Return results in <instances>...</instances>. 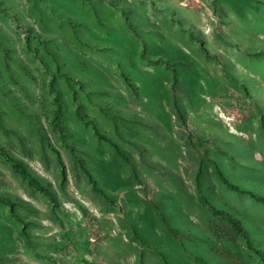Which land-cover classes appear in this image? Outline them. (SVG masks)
I'll return each mask as SVG.
<instances>
[{
	"label": "rangeland",
	"instance_id": "374dc122",
	"mask_svg": "<svg viewBox=\"0 0 264 264\" xmlns=\"http://www.w3.org/2000/svg\"><path fill=\"white\" fill-rule=\"evenodd\" d=\"M217 151L241 183L264 163V0H0V192L33 207L18 226L0 206V264H260L199 200L201 170L264 231L220 193Z\"/></svg>",
	"mask_w": 264,
	"mask_h": 264
},
{
	"label": "trees",
	"instance_id": "16d2710c",
	"mask_svg": "<svg viewBox=\"0 0 264 264\" xmlns=\"http://www.w3.org/2000/svg\"><path fill=\"white\" fill-rule=\"evenodd\" d=\"M68 80H70V78ZM126 80L130 82L131 87L135 88L134 87L135 85H133L129 79ZM69 82H70V86H73V83H71V81ZM98 92L99 94L102 95H108V92L104 90H98ZM86 97L87 99H90V96L88 94L86 95ZM73 98H75L74 95ZM91 101L92 103H94L93 100ZM74 105H75V117H77L80 121L84 122L85 124H92L95 134L98 135L99 138L106 140L109 146L114 150V153L118 157H120L123 161H125L128 164V166L131 167V171L133 172L134 167L132 166L129 157L124 153V151L119 147V145L109 137L99 133L98 127L96 126L94 121L89 117H86L81 112V103L78 102L77 99L74 100ZM96 105L102 106L103 103L100 102ZM179 111H181V109H179ZM179 116L181 120H184V118L182 117V111L179 112ZM56 118H57L56 119L57 122V120L60 118V116H58V113L56 115ZM182 123L185 122L182 121ZM55 126L57 129H60L61 132H63L61 123H56ZM222 156H227L228 158H230V155L225 151H222L221 153L217 151L215 157L211 159V161H209L211 164V174L214 178V181L218 185V189L220 190V193L223 194L227 193L228 195L229 193L244 195L249 199H251L252 208L253 209L256 208L255 210L259 211L261 214L264 215V185L261 184L260 182L261 179H264V163L256 162L254 163L253 166L254 168L245 165V172L247 174L252 175L254 180L250 179L249 182L241 183L238 181L237 176H235L234 173H231V169H229L228 166H221L219 164V160L217 159V157H222ZM10 162L12 163L14 170L21 176V178L26 180L29 183V185H31L35 190H38L42 194L49 196L50 198L53 199V197H51L52 193L47 191L46 187L42 183L43 181L36 175L32 174L24 163L12 159H10ZM232 162L234 164L232 170H234L236 167V163L233 161V159ZM201 175H202V171L200 170L199 174L196 176V183H197V188H200L198 195L202 206L206 208L212 214V216H214L216 220H219L225 223L226 225H228L229 229L232 230V232L234 233L233 239L243 242L244 246L246 247V250L249 253L253 252L257 260L260 262V264H264V244H263L264 231H261L257 225L249 224L241 220L235 214V212H233L232 207L228 208V206L224 205V203H222L223 205H221L220 203H218V201H214V200L211 201V199H208L206 196H204L203 195L204 193L201 192V187H203V185L201 184ZM245 178L246 177H243V179ZM91 182L97 194L108 200L111 199L106 192H104L102 189H100L95 185L94 180H92ZM215 194H217V192ZM0 206L8 210V213L10 214V216L18 226H25L26 224H28L27 223L28 219H25L21 215L22 212L24 211L33 212L32 205L26 203L24 200L10 193L0 192ZM258 230H260L259 233H257ZM19 234L23 237H26L25 230H21ZM259 242L262 243L263 247L259 244Z\"/></svg>",
	"mask_w": 264,
	"mask_h": 264
}]
</instances>
